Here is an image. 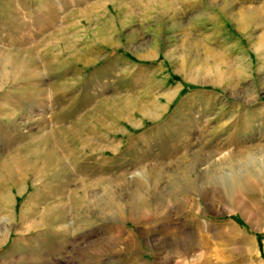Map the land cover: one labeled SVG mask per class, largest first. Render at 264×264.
I'll list each match as a JSON object with an SVG mask.
<instances>
[{
	"label": "rangeland",
	"instance_id": "374dc122",
	"mask_svg": "<svg viewBox=\"0 0 264 264\" xmlns=\"http://www.w3.org/2000/svg\"><path fill=\"white\" fill-rule=\"evenodd\" d=\"M0 197V264H264V0H0Z\"/></svg>",
	"mask_w": 264,
	"mask_h": 264
},
{
	"label": "bare ground",
	"instance_id": "6f19581e",
	"mask_svg": "<svg viewBox=\"0 0 264 264\" xmlns=\"http://www.w3.org/2000/svg\"><path fill=\"white\" fill-rule=\"evenodd\" d=\"M248 22V21H247ZM251 23V22H250ZM177 138V137H176ZM176 147V146H175ZM183 148V147H182ZM156 162V161H155ZM163 164V163H162ZM158 166V165H157ZM150 167H151V165H150ZM148 168V167H147ZM154 168H156V167H154ZM159 168V170H161L160 168L161 167H158ZM164 168V167H163ZM151 169V168H150ZM77 170V169H76ZM149 170V169H148ZM159 170H157L156 169V171H159ZM162 173V172H161ZM259 174V173H258ZM258 174H255V173H253V172H249L246 176H244V177H240V176H233V178H232V185H231V187L229 188V190H228V192L226 193V196H230V194H232L231 192H232V189L233 188H235L237 185H239V184H245V185H247V186H254V185H256V184H258V178L260 177V175H258ZM149 175H150V173H149ZM149 175H147L148 177H149ZM156 176H157V174H156ZM151 177V176H150ZM147 179V178H146ZM151 179V178H150ZM149 179V180H150ZM11 180V181H10ZM9 181H10V183H9V185H10V191H13L14 189H16V190H18V192H21L22 190H21V187H22V185H21V183H22V181L23 180H25V178H20V179H18V180H13V179H10ZM194 180V179H193ZM8 181V182H9ZM158 181V180H157ZM4 182H6V181H4ZM149 182V181H148ZM146 183H147V181H146ZM7 184V183H6ZM83 184V183H82ZM3 185V184H2ZM84 186V185H83ZM151 187V186H150ZM158 190V189H157ZM227 191V190H226ZM156 193V192H155ZM1 198V197H0ZM7 198V197H6ZM262 198V197H261ZM8 199V198H7ZM5 201V200H4ZM246 219H247V221L248 222H250L251 223V221H250V218H248V217H246Z\"/></svg>",
	"mask_w": 264,
	"mask_h": 264
}]
</instances>
